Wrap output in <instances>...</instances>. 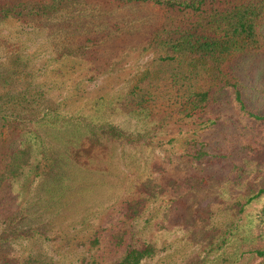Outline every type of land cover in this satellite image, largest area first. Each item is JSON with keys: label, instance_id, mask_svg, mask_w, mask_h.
Returning a JSON list of instances; mask_svg holds the SVG:
<instances>
[{"label": "rangeland", "instance_id": "obj_1", "mask_svg": "<svg viewBox=\"0 0 264 264\" xmlns=\"http://www.w3.org/2000/svg\"><path fill=\"white\" fill-rule=\"evenodd\" d=\"M163 16L152 5L71 0L48 17L0 21V115L17 121V131L47 122L59 105L73 121L106 120L132 138L52 210L42 202L38 214L27 211L28 202H38L37 180L27 194L23 181L0 194V237L17 238L0 245V264H115L124 246L110 241L119 231L127 232L125 246H155L141 264H264L247 252L264 249V196L249 201L264 188V122L247 114L264 116V50L229 69L246 111L229 89L193 126L110 111L109 101L133 90L156 63L149 46ZM35 87L33 98L22 99ZM99 96L105 99L96 107ZM196 137L208 153L198 162L186 142ZM91 154L97 160L102 153ZM29 214L34 227L19 232ZM216 234L222 236L214 243ZM249 236L256 240L243 245Z\"/></svg>", "mask_w": 264, "mask_h": 264}, {"label": "trees", "instance_id": "obj_2", "mask_svg": "<svg viewBox=\"0 0 264 264\" xmlns=\"http://www.w3.org/2000/svg\"><path fill=\"white\" fill-rule=\"evenodd\" d=\"M70 1L38 0L31 6L5 1L0 3V21L48 17ZM103 1L119 6L152 5L164 15L149 46L157 54L156 63L133 90L120 98L116 97L115 101H109L110 111L118 109L124 115L144 122L149 120V123L155 119L162 126L172 120L193 126L204 119L208 110L218 103L220 93L226 89L233 90L235 102L243 111L247 110L242 99L240 81L229 69L241 56L256 55L264 50V0ZM39 88L41 91L42 86ZM37 89L35 87L27 91L22 99L33 98ZM104 99L99 96L95 102L96 107H101ZM247 114L264 122V116L253 115L248 111ZM48 116L47 122L43 118V123H33V127L27 126L26 130L17 131V121L0 115V194L21 181L25 182L26 188L21 193L27 194L31 191L29 187L32 189L37 180L33 199L38 202L27 204V211L31 214L40 212L35 211L42 202L45 204L42 210L54 209L59 199L75 190V185L84 179L85 173L95 171L101 162L106 165L109 160L107 155L114 152L115 148L125 149L132 143V138L120 127L106 120L97 124L92 120L73 121L60 114L59 105L53 107V113ZM61 125H66V128L59 129ZM11 126L14 129L11 136H8L5 130ZM94 138H97L96 142ZM186 142L188 149L193 150L192 156L197 162L208 155L205 151L206 143L201 142L199 137L188 138ZM91 151L102 154L95 160ZM262 196L264 188L249 201ZM31 214L25 216L30 221L22 219L19 232L25 225L28 228L34 227ZM125 216L127 218L128 215ZM49 220L45 223H52ZM227 234L231 236L232 232ZM126 235L127 232L119 231L111 236V245L124 246L121 253H116L118 257L115 264H141L154 257L157 251L154 245L145 243L139 247L137 244L125 246ZM221 236H214V243ZM15 239L14 235H3L0 237V245L9 244ZM253 240L256 239L249 236L243 245ZM252 248L247 251L249 254L264 259V249Z\"/></svg>", "mask_w": 264, "mask_h": 264}]
</instances>
